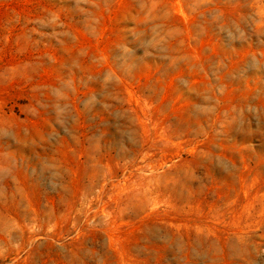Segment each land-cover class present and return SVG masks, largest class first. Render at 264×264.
<instances>
[{
	"label": "rangeland",
	"instance_id": "374dc122",
	"mask_svg": "<svg viewBox=\"0 0 264 264\" xmlns=\"http://www.w3.org/2000/svg\"><path fill=\"white\" fill-rule=\"evenodd\" d=\"M0 264H264V0H0Z\"/></svg>",
	"mask_w": 264,
	"mask_h": 264
}]
</instances>
